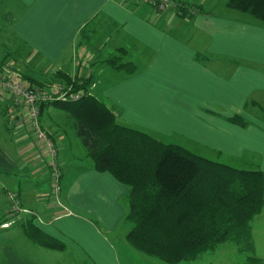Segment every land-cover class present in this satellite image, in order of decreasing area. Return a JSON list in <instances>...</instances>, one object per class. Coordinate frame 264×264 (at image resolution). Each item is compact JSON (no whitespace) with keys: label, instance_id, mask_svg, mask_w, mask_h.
Segmentation results:
<instances>
[{"label":"crops","instance_id":"crops-1","mask_svg":"<svg viewBox=\"0 0 264 264\" xmlns=\"http://www.w3.org/2000/svg\"><path fill=\"white\" fill-rule=\"evenodd\" d=\"M182 1L191 17L156 11L145 0H0V11L11 18L4 26L28 50L39 81L49 72L92 77L90 94L113 108L120 124L264 172V24L227 0ZM120 48L135 72L105 62ZM13 76L19 79L12 71L6 77ZM234 116L246 125L231 122ZM39 123L55 149L58 195L48 145L27 108L0 89V215L8 191L28 211L1 231L0 263L60 264L72 254L79 264H134L150 257L126 238L128 187L93 169L74 120L44 104ZM29 219L62 248L28 240L22 225Z\"/></svg>","mask_w":264,"mask_h":264},{"label":"trees","instance_id":"trees-1","mask_svg":"<svg viewBox=\"0 0 264 264\" xmlns=\"http://www.w3.org/2000/svg\"><path fill=\"white\" fill-rule=\"evenodd\" d=\"M226 5L264 24V0H227ZM187 6L183 17H191ZM193 8L199 10L196 5ZM122 55L120 48L105 62L126 73L135 72L131 62H122ZM56 76L74 90L86 92L93 81L63 73ZM23 78L32 85L47 86L27 75ZM44 104L54 105L74 120L94 170L108 172L128 187L125 220L132 226L126 238L135 250L167 264L194 261L228 241L239 251H253L251 222L264 207L263 171L214 161L120 124L115 110L92 94L77 101L40 103L39 114ZM229 120L246 125L239 116ZM22 231L34 244L62 248L31 219L23 223Z\"/></svg>","mask_w":264,"mask_h":264},{"label":"rangeland","instance_id":"rangeland-1","mask_svg":"<svg viewBox=\"0 0 264 264\" xmlns=\"http://www.w3.org/2000/svg\"><path fill=\"white\" fill-rule=\"evenodd\" d=\"M173 1L174 2L179 1L180 3L183 2L186 6V1H182V0H173ZM168 8L175 10L174 5L169 6ZM187 9H189V5L187 6ZM4 15L5 14H1V11H0V67L2 66L6 76L8 75L10 71H12L16 73V76L19 79H21V77L23 79V75H29V77L35 80H38L39 78L34 76V73H33L34 65L31 64L32 61L29 57L30 55L27 53L28 50L24 46H22L19 42L15 41L10 35L8 26L7 27L4 26V24L7 23L6 21L11 22L9 20L11 18L7 15L6 16ZM115 54H117V52H115ZM45 72H48V71H45ZM47 74H48V79H46V81L38 80L37 82H39L40 84H44V85L45 84L52 85V84L61 83L60 80L56 78L55 74L51 75L50 72ZM14 78L16 77L13 76L11 80L13 81ZM19 79L17 80L19 81V83L24 84L25 86L29 85L28 80L24 79V81H21ZM70 86L72 87V85ZM91 86L92 85H90V87ZM90 87L87 91L88 94L92 92L90 90ZM0 89H1V85H0ZM6 92L11 94L9 91H6ZM222 162L225 164L237 167V168H242L241 165L235 162H232L230 160H224ZM60 176H61V173H60ZM59 188H60V182H59ZM59 191L60 190L58 191L55 190V194L58 195ZM12 193L13 191H8L6 194L8 207H7L6 212L0 215V233H2L1 231H3V228H5V227H2V224L9 223V221L12 220L14 216H16L15 215L16 212H12L11 210ZM20 209L23 210L22 208ZM126 223L127 225H131V223L129 222H126ZM251 226H252L251 242L253 245L252 252L239 251L235 243L228 241L218 246L212 252H206L202 254L197 260H194L193 262L192 261L188 263L182 262L178 264H264V208L262 212L253 219V221L251 222ZM249 255H253L257 259L252 260V261L247 260ZM144 259L145 260H135L134 264H167L164 261L158 258H155V257H148ZM73 260H75V258L72 256V254H69L64 260H62L60 264H79L77 263V261H73Z\"/></svg>","mask_w":264,"mask_h":264},{"label":"built area","instance_id":"built-area-1","mask_svg":"<svg viewBox=\"0 0 264 264\" xmlns=\"http://www.w3.org/2000/svg\"><path fill=\"white\" fill-rule=\"evenodd\" d=\"M151 7H153L156 11H164L169 6H173L175 8V12L178 15L183 14V8H185V4L179 1L174 2L173 0H145ZM0 85L1 89L5 91H9L11 94V103L15 106L23 105L28 110V116L31 123L32 128L35 130L36 134L39 138L44 139L46 144L49 147L50 151V175L51 180L54 184V188L56 191L60 190L59 188V180H60V168L58 166V162L56 160L55 149L53 148L52 142L46 137L45 132L42 130L41 125L39 123V107L40 103L52 102V101H77L81 97H83L87 92L84 90H74L70 85L60 83V84H50L47 86L40 85H24L19 82L12 81L10 78H7L5 75H0ZM10 194V193H9ZM12 212H16L17 215L20 212H27L26 209L21 210L18 205V200L16 195L12 193ZM15 216L9 223L2 224V227L9 226L14 221Z\"/></svg>","mask_w":264,"mask_h":264}]
</instances>
